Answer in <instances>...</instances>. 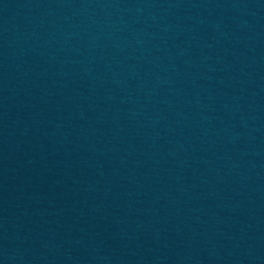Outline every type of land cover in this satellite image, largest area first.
<instances>
[{
    "label": "water",
    "instance_id": "water-1",
    "mask_svg": "<svg viewBox=\"0 0 264 264\" xmlns=\"http://www.w3.org/2000/svg\"><path fill=\"white\" fill-rule=\"evenodd\" d=\"M0 264H264V0H0Z\"/></svg>",
    "mask_w": 264,
    "mask_h": 264
}]
</instances>
